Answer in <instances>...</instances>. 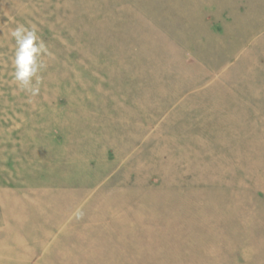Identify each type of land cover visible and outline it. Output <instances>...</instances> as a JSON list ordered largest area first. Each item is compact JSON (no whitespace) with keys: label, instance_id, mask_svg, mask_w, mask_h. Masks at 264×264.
I'll list each match as a JSON object with an SVG mask.
<instances>
[{"label":"rangeland","instance_id":"rangeland-1","mask_svg":"<svg viewBox=\"0 0 264 264\" xmlns=\"http://www.w3.org/2000/svg\"><path fill=\"white\" fill-rule=\"evenodd\" d=\"M0 264H264V0H0Z\"/></svg>","mask_w":264,"mask_h":264},{"label":"clouds","instance_id":"clouds-1","mask_svg":"<svg viewBox=\"0 0 264 264\" xmlns=\"http://www.w3.org/2000/svg\"><path fill=\"white\" fill-rule=\"evenodd\" d=\"M15 40L14 57L12 60L13 77L22 91L36 95L39 88L33 86V79L39 84L37 75L44 67L39 57L50 55L44 42L38 37L37 30L32 27L18 25L10 33Z\"/></svg>","mask_w":264,"mask_h":264}]
</instances>
